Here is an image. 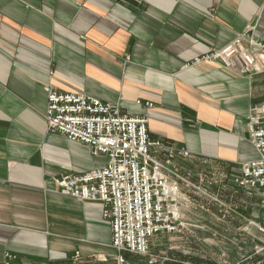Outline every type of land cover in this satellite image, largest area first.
<instances>
[{"label":"crops","instance_id":"obj_1","mask_svg":"<svg viewBox=\"0 0 264 264\" xmlns=\"http://www.w3.org/2000/svg\"><path fill=\"white\" fill-rule=\"evenodd\" d=\"M238 36L254 71L239 56L203 60ZM250 40L264 45V0H0V264H119L101 205L55 182L107 158L50 132L47 88L146 115L152 138L191 153L188 179L222 180L258 159L249 118L264 62ZM171 235L152 245L173 248Z\"/></svg>","mask_w":264,"mask_h":264},{"label":"built area","instance_id":"obj_2","mask_svg":"<svg viewBox=\"0 0 264 264\" xmlns=\"http://www.w3.org/2000/svg\"><path fill=\"white\" fill-rule=\"evenodd\" d=\"M243 41L244 36H238L203 60L232 65L233 58L239 56L244 71L250 73L258 62ZM249 43L263 49L260 59L264 62V45ZM46 91L45 119L50 132L87 146L93 156L107 158L100 168L66 174L55 182L63 195L101 205L103 219L111 226L112 246L119 253L118 263L125 264L122 253L147 254L157 235L178 233L181 183L170 164L177 157L190 159L191 153L152 138L146 115L124 114L118 105L86 94L53 88ZM137 105L142 104L138 101ZM146 106L153 107L150 103ZM249 132L258 159L241 164L231 183L237 190L258 191L264 197V103L253 108ZM16 259L7 254L6 264H14Z\"/></svg>","mask_w":264,"mask_h":264},{"label":"rangeland","instance_id":"obj_3","mask_svg":"<svg viewBox=\"0 0 264 264\" xmlns=\"http://www.w3.org/2000/svg\"><path fill=\"white\" fill-rule=\"evenodd\" d=\"M173 161L170 167L181 183L177 200L181 226L171 235L173 248L156 241L147 254L122 253L125 264H264V197L258 191H244L238 197L242 200L233 201L241 194L231 183L239 174L237 168H229L222 180L216 173L203 183L192 177L193 184L188 159Z\"/></svg>","mask_w":264,"mask_h":264},{"label":"trees","instance_id":"obj_4","mask_svg":"<svg viewBox=\"0 0 264 264\" xmlns=\"http://www.w3.org/2000/svg\"><path fill=\"white\" fill-rule=\"evenodd\" d=\"M237 192H240L241 194L243 193V191H241V190H236ZM198 262H200V261H198ZM206 263L207 264H214L213 262L212 263H209L208 261H206Z\"/></svg>","mask_w":264,"mask_h":264}]
</instances>
